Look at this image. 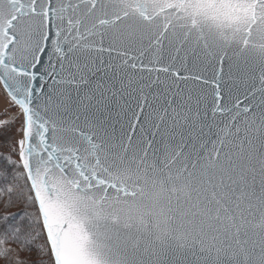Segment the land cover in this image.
Wrapping results in <instances>:
<instances>
[{"label":"snow or ice","instance_id":"1","mask_svg":"<svg viewBox=\"0 0 264 264\" xmlns=\"http://www.w3.org/2000/svg\"><path fill=\"white\" fill-rule=\"evenodd\" d=\"M0 87V264H264V0H0Z\"/></svg>","mask_w":264,"mask_h":264},{"label":"rangeland","instance_id":"2","mask_svg":"<svg viewBox=\"0 0 264 264\" xmlns=\"http://www.w3.org/2000/svg\"><path fill=\"white\" fill-rule=\"evenodd\" d=\"M8 109L12 111L11 105L9 104L6 96L4 95V90L2 87H0V115L3 114V112ZM10 133H2L0 132V150H1V156L7 154V145L4 143L3 136L4 135H9Z\"/></svg>","mask_w":264,"mask_h":264},{"label":"trees","instance_id":"3","mask_svg":"<svg viewBox=\"0 0 264 264\" xmlns=\"http://www.w3.org/2000/svg\"><path fill=\"white\" fill-rule=\"evenodd\" d=\"M0 152H1V150H0ZM1 154V153H0ZM1 156V155H0ZM18 210V208H12V209H10V211L11 212H15V211H17Z\"/></svg>","mask_w":264,"mask_h":264}]
</instances>
